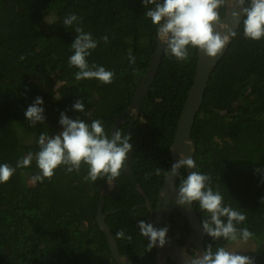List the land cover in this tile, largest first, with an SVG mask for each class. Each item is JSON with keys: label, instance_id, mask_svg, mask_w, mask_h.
<instances>
[{"label": "trees", "instance_id": "1", "mask_svg": "<svg viewBox=\"0 0 264 264\" xmlns=\"http://www.w3.org/2000/svg\"><path fill=\"white\" fill-rule=\"evenodd\" d=\"M145 11L142 0H0V163L14 167L18 158L35 153L41 132L52 136L62 130L61 112L89 124L100 119L110 137V126L128 107L156 47V27ZM219 11L222 17L224 8ZM71 13L98 41L86 59L112 71L111 84L75 79L78 69L68 66V57L76 34L62 23ZM236 33L213 68L195 115L193 170L210 174L211 187L223 195L224 203L246 214L237 227L255 234L248 240L254 247L238 253L264 264V38L245 39L242 23ZM104 35L108 44L100 39ZM129 53L136 57L134 65L128 62ZM196 62L195 48H189L187 62L164 50L140 103L144 119L129 114L118 127L127 135L133 121L129 142L136 149L130 169L152 206L164 176L145 179V173L169 169V148ZM37 96L43 99L45 121L31 127L24 111ZM79 98L84 113L72 108ZM38 172L33 159L0 183V264H118L95 220L107 181L86 182V166L77 174L66 173L62 165L50 181L33 184L30 178ZM179 172L187 176L185 168ZM192 205L200 221L205 219L198 203ZM103 213L121 254L132 264H158L156 246L146 249L148 240L139 235L137 224L149 223V210L124 170L105 195ZM121 228L131 241L116 238ZM231 243L204 234V250L209 244L228 249ZM165 264L176 263L168 258Z\"/></svg>", "mask_w": 264, "mask_h": 264}, {"label": "clouds", "instance_id": "2", "mask_svg": "<svg viewBox=\"0 0 264 264\" xmlns=\"http://www.w3.org/2000/svg\"><path fill=\"white\" fill-rule=\"evenodd\" d=\"M142 4L146 9L143 15L156 27V39L163 42L166 53L179 62L189 60L190 47L203 50L205 56L214 58L224 49L229 39L237 35L228 24L221 22L219 10L226 5L239 9L231 13L233 23L243 16L241 23L245 39L259 41L264 38V0H142ZM46 21L49 24L55 23L54 20ZM62 23L66 29L73 28L76 34L71 43L72 54L68 57V66L78 69L74 73L75 79H96L102 84H111L115 74L101 65L89 64L86 59L96 49L98 41L91 32L84 30L81 18L71 13ZM100 39L105 44L110 42L108 35ZM19 59L23 60L24 56L21 55ZM127 59L130 65L135 64L136 57L133 54L129 53ZM42 105V97L37 96L24 111L29 126L35 127L37 122L44 123ZM72 108L84 113L82 99H76ZM59 124L62 130L55 135L41 132L37 140L38 150L18 158L14 167L6 162L0 163V183L8 182L17 169L30 166L35 159L39 172L31 176L33 184L38 181L42 183L45 179L50 181L55 170L62 165L66 173L77 174L84 165L86 182H96L99 178L111 186L112 181L124 170L127 154L132 148L129 142L131 137L123 135L119 130L109 137L100 119L92 120L89 124L79 117L69 118L64 112L60 113ZM181 168L192 171L186 177L181 176L178 171ZM196 168L193 157H187L183 153L172 164L171 176L180 177L179 184L174 185L177 189L176 203H198L200 211L206 214V218L201 221L202 231L214 241L222 238L229 242H246L254 238L255 234L247 227H237L246 220V214L226 205L223 195L211 187V175L194 171ZM168 174V170L157 167L154 171L145 173V179L152 175L165 177ZM137 224L139 235L148 240L147 250L155 246L163 247L167 243V227L157 229L143 220ZM115 236L118 239L132 240V236L127 235L123 228ZM184 264H254V260L224 246L214 249L209 244L203 254L191 257L185 254Z\"/></svg>", "mask_w": 264, "mask_h": 264}, {"label": "water", "instance_id": "3", "mask_svg": "<svg viewBox=\"0 0 264 264\" xmlns=\"http://www.w3.org/2000/svg\"><path fill=\"white\" fill-rule=\"evenodd\" d=\"M239 11L238 8H233L229 6H225L224 8V15L221 17L222 23H226L229 25L233 31L239 27L240 23L243 20V16L241 15L239 19L233 23L231 13L232 11ZM227 32V29L224 30ZM232 38V37H231ZM229 42L225 45L224 49L214 58L205 56L203 50L197 49V62H196V69L193 78V82L190 88L187 91L186 98L183 102V106L180 112V115L177 119L176 128L174 131L173 139L169 148L171 162L169 166V174L164 177L163 183L158 193V198L155 203V212L156 216H161L162 212L166 210L169 213L172 209H177L182 216L187 218L188 224L191 229L190 236L187 239L188 243H193L195 245L196 250L195 254H203L204 247H203V239L204 233L202 231V225L200 218L198 217L194 207L192 204H184L179 205L176 203L177 199V189L174 187L176 185V178L171 176V166L180 158V153H183L187 157H193L195 151V142L191 137V130L193 126V122L195 119V115L197 111L200 109L201 103L203 101L205 89L210 77V74L225 53ZM166 45L163 42H160L156 39V47L154 51L150 55V60L145 70V73L141 77L139 83L137 84L135 91L133 93L132 99L126 108V110L116 116L115 120L113 121L112 125L110 126V137L118 127L127 121L126 115L134 114L139 115L140 119H144V113L140 107L141 100L146 95L154 77L156 76L161 57L165 50ZM132 128V121L130 122L128 135L130 136ZM136 148L132 146L131 150L127 154V158L125 160L124 170L125 173L132 179L134 184V189L136 192L145 199V204L148 210H152V205L150 203L149 198L147 197L144 189L142 186L134 179L130 169V161L132 153ZM180 169H178L179 171ZM187 175L192 171V169L185 168ZM115 183V179L112 181L111 186L107 182H105L100 190V201L97 208L96 213V223L101 231L104 233L107 243L109 245V249L111 255L113 256L114 260L118 264H132L130 258L126 254H121L118 250L116 241L112 232L110 231L109 227L105 223V214L103 213V205H104V198L105 195L110 191L113 184ZM149 223L153 225V227L159 229V225H154L152 220H149ZM167 236V233H166ZM172 244L169 245L165 244L163 247L156 246V260L158 264H165L167 257L173 260L176 264H184L185 254L189 257L195 255L187 252L183 246H179L174 244L173 240Z\"/></svg>", "mask_w": 264, "mask_h": 264}, {"label": "flooded vegetation", "instance_id": "4", "mask_svg": "<svg viewBox=\"0 0 264 264\" xmlns=\"http://www.w3.org/2000/svg\"><path fill=\"white\" fill-rule=\"evenodd\" d=\"M139 121H141V119H139ZM150 219L152 220L155 226L159 225L160 228L167 227L168 231L166 236V240H167L166 244H168L169 247L172 244L171 240H173L174 244L183 246L187 252L191 254H195V250H196L195 245H193V243L187 242V239L191 233V229L188 224L187 218L182 216L177 209H172L169 213H167L166 210H164L161 216H156L155 205H154L152 206V210L151 211L149 210L148 220ZM168 258L169 257H167V259Z\"/></svg>", "mask_w": 264, "mask_h": 264}, {"label": "rangeland", "instance_id": "5", "mask_svg": "<svg viewBox=\"0 0 264 264\" xmlns=\"http://www.w3.org/2000/svg\"><path fill=\"white\" fill-rule=\"evenodd\" d=\"M253 247H254L253 244L248 243V241L245 242L242 240H238L235 243H231L228 245L229 250L237 251V252L244 251L246 249H251Z\"/></svg>", "mask_w": 264, "mask_h": 264}]
</instances>
